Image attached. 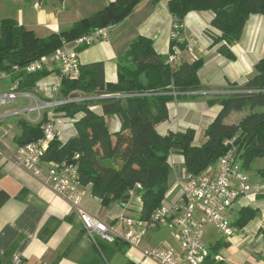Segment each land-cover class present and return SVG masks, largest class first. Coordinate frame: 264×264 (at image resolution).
Wrapping results in <instances>:
<instances>
[{
    "label": "trees",
    "instance_id": "16d2710c",
    "mask_svg": "<svg viewBox=\"0 0 264 264\" xmlns=\"http://www.w3.org/2000/svg\"><path fill=\"white\" fill-rule=\"evenodd\" d=\"M139 0H116L108 3L95 15L76 21L70 28L47 37H37L15 20L0 21V74H5L9 88L17 92L34 93L36 84L50 74L46 68L26 71L31 62L51 55L55 50L91 33L114 25L126 16ZM157 2V0H155ZM168 11L177 24L176 34L182 32L184 17L190 12L211 11L210 49L229 61L235 56L231 47L243 33L249 16H264V0H169ZM184 48L176 37L170 38L173 48ZM81 47L79 51L84 49ZM169 54V55H170ZM155 52L153 41L138 36L116 61L117 79L105 81L104 64L93 62L79 66L77 79L60 77L61 99H80L60 104L53 116L73 122L75 135L62 143L57 136L52 140L42 159L45 162L71 161L78 156L77 169L81 186H89L91 194L102 207L112 203L125 206L130 194L140 192V218L149 217L164 204L169 189L171 154L183 157L184 170L198 175L216 165L227 152L235 150L243 170H250L258 159H264V56L254 65L252 75L241 85H232L228 92L204 94L198 71L201 60L168 62V57ZM112 95V96H108ZM121 95V96H115ZM204 100L219 106L214 120L204 132L205 141L194 143L195 131L160 134L158 125L168 119V104ZM95 109H99L97 112ZM249 112L239 121L226 124L233 112ZM116 116L120 128L110 133L105 117ZM42 119L31 122L17 118L20 134L14 142L18 146L36 141L42 133ZM264 177V169L258 173ZM264 196V195H263ZM0 191V207L8 199ZM258 210L240 208L231 220L238 232L256 217ZM264 237V229L261 230ZM113 243L126 245L123 241ZM229 242L220 238L210 245L208 264L215 262L212 255H220ZM0 264H5L0 258Z\"/></svg>",
    "mask_w": 264,
    "mask_h": 264
},
{
    "label": "crops",
    "instance_id": "0c3cea01",
    "mask_svg": "<svg viewBox=\"0 0 264 264\" xmlns=\"http://www.w3.org/2000/svg\"><path fill=\"white\" fill-rule=\"evenodd\" d=\"M114 1L116 0H0V21L15 20L26 30L43 38L70 28L78 20L95 15ZM168 2L169 0H139L121 20L104 27L107 31L104 38L79 51L80 65L102 62L105 81L114 83L117 79V59L138 36L150 38L155 52L167 57L170 54L174 21L168 11ZM212 18L211 11L188 13L183 20L182 32L177 37L178 43L184 48H173L181 60L202 61L198 77L204 88L201 93L204 94L224 93L230 91L233 84L241 85L252 75L254 65L264 56V16H249L240 40L231 47L235 56L233 61L210 49L209 33L214 32L209 27ZM189 42H193L190 51L187 50ZM48 70L50 74L36 84L34 94L44 100L61 99L56 95L52 97L53 90H56L60 80L57 69L51 67ZM0 86V92L9 89L10 83L5 74H0ZM58 91L59 89L55 93ZM167 108L168 119L158 125V133L163 135L193 129L196 145L205 141V129L220 109L217 105H208L204 100L174 101L169 103ZM14 109L10 105L0 109V127L5 130L0 141V191L9 196L0 207V258L5 264H10L14 253L21 255L23 264H157L144 258L141 250L146 247L166 246L179 249L177 231L168 225H162L147 233L139 248H131L127 244L121 247V244L109 243L100 236H96L95 241H92L83 230L79 213L45 184L44 174L36 178L11 163L10 158L17 147L14 139L21 131L16 123L17 118L11 121L5 114ZM95 110L99 112V109ZM60 119L67 118H54L57 139L64 143L76 132L71 120L72 125L69 126ZM105 120L110 133L119 130L120 123L116 116L105 117ZM10 122L18 127L17 134L6 135V129L9 128L5 125ZM59 131L61 136L58 135ZM258 160L254 161L250 170H244L249 177L251 190L238 200L239 204L235 203L230 216L233 218L243 207L257 209L256 217L246 228L252 233L253 239L258 240L259 245L248 253H240L231 246L233 242L243 238L238 232L232 236V241L227 240L229 247L219 252L223 258L221 264H264L261 257L264 250V237L261 232L264 229V192L259 193L253 189V184L258 181L250 179L251 174L260 177L258 170L264 169V164L262 168L254 169ZM168 163L172 179L176 178V181L181 182L182 190L183 157L171 154ZM81 191L79 207L104 223H112L122 215L140 218V201L137 210L129 203L125 206L112 203L102 207L100 200L91 194L89 186H82ZM179 195L171 203L176 201ZM259 195L263 198L258 199ZM207 229L215 230L218 234L216 241L221 237L215 227L205 225L202 241L210 246L212 244L205 234Z\"/></svg>",
    "mask_w": 264,
    "mask_h": 264
},
{
    "label": "built area",
    "instance_id": "2783aa9c",
    "mask_svg": "<svg viewBox=\"0 0 264 264\" xmlns=\"http://www.w3.org/2000/svg\"><path fill=\"white\" fill-rule=\"evenodd\" d=\"M176 29L177 24L173 22L171 37L179 36ZM106 32V28H102L81 36L71 45L65 44L51 55L31 62L26 66V71L54 67L59 71L60 77L77 79L80 66L79 49L104 38ZM192 44L193 42L188 43L187 50H191ZM178 60L174 49L168 62L174 63ZM58 89L59 85L55 91ZM19 99L30 100V105L9 111L5 114L6 117H23L31 122L40 121L44 113H47V117L40 125L41 137L16 147L10 158L11 163L36 178L44 174L45 184L79 213L83 230L92 241L100 236L109 243L120 240L131 248H139L147 233L162 225H168L177 231L179 249L171 246L146 247L141 250L144 258L157 264H208L210 246L202 241L203 227L212 225L223 239H229L238 233L237 228L231 225L230 211L238 200L250 192L251 186L235 150L227 152L215 166L208 167L198 175H191L183 170L181 174L184 183L178 199L169 205H161L149 217L132 218L122 215L112 223H104L79 207L82 186L77 169L78 156L60 163L45 162L42 159L50 142L57 136L53 109L60 104L80 99L44 100L31 93L17 92L14 88H9L0 92V109ZM4 133L5 130L0 127V141ZM261 257L264 261V250ZM212 259L215 262L223 260L220 255H212ZM10 264H23L21 255L14 253Z\"/></svg>",
    "mask_w": 264,
    "mask_h": 264
},
{
    "label": "rangeland",
    "instance_id": "374dc122",
    "mask_svg": "<svg viewBox=\"0 0 264 264\" xmlns=\"http://www.w3.org/2000/svg\"><path fill=\"white\" fill-rule=\"evenodd\" d=\"M0 88H2V86H0ZM33 96H35L34 93H31ZM56 95V97L61 98L62 94L58 91L57 94L55 93V91L53 90V94L52 97H54ZM30 105V100H18L16 103L11 104L10 107H13L15 109H23L25 107H28ZM1 111V110H0ZM254 111H262L264 112V107H257ZM249 112V110H245L239 113L233 112L232 114H230V116L228 118H226L224 120V123L229 124L230 122H237L239 121L243 116H245L247 113ZM17 117H10L9 120L14 121V119H16ZM57 118H61L58 117ZM61 121H63V123L71 126L72 124L70 123L69 119H60ZM58 122V121H57ZM60 122V121H59ZM58 122V123H59ZM14 123V122H13ZM11 125V126H10ZM6 128H9L8 130L6 129V135H14L17 134L19 132V129L17 126H14L11 124V122L5 125ZM61 131L58 132V135L61 136ZM264 164V159L258 160L255 164H254V169H260L263 167ZM260 171V170H258ZM173 175H170L169 178V189L168 192L165 196L164 202L169 205V203H171L174 199H176V197L179 195V192L181 190L180 187V183L176 181L175 179H172ZM251 180H257L258 183H255V185L253 184V189H255L257 192L259 193H263L264 192V177H259L258 175H252L250 176ZM255 192V191H254ZM253 192V193H254ZM254 195V194H252ZM260 197H258V199H262L263 196L259 195ZM140 192L139 189L136 188L129 197V201L128 203L130 205H132L134 210H137V207L139 206V201H140ZM240 202V201H239ZM237 204L238 201H237ZM237 208V206H235V209ZM259 214V213H258ZM206 234V238H208L211 244H214L216 242V239L218 237V234L215 232V230L213 229H207V231H205ZM239 235H241L240 237H243L240 241H235L232 243L231 246H233L237 251H239L240 253H248L249 251H251L253 248L257 247L258 240L253 239L252 233L249 231V229L245 228L242 231H239L238 233ZM232 237H230L227 240H231ZM232 241V240H231Z\"/></svg>",
    "mask_w": 264,
    "mask_h": 264
}]
</instances>
